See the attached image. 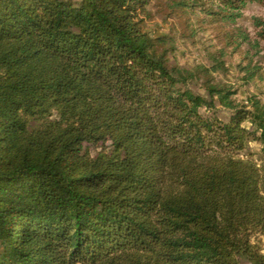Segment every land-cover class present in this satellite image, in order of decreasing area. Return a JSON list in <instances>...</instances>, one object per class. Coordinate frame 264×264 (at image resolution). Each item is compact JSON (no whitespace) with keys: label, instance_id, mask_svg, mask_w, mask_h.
<instances>
[{"label":"trees","instance_id":"obj_1","mask_svg":"<svg viewBox=\"0 0 264 264\" xmlns=\"http://www.w3.org/2000/svg\"><path fill=\"white\" fill-rule=\"evenodd\" d=\"M154 1L0 0V264H264V160L247 152L264 103L217 83L222 61L171 65ZM263 1L165 3L225 25Z\"/></svg>","mask_w":264,"mask_h":264},{"label":"rangeland","instance_id":"obj_2","mask_svg":"<svg viewBox=\"0 0 264 264\" xmlns=\"http://www.w3.org/2000/svg\"><path fill=\"white\" fill-rule=\"evenodd\" d=\"M76 1V0H74ZM167 0L154 1L148 6L149 15L145 17L146 30L153 36L170 35L173 38L175 52L170 55V64L187 70L205 67L212 70L217 61H222L225 70L211 71L215 81L237 90L235 99L244 103L255 96L264 103V38L260 36L264 23V1L248 3L235 23H212L196 7L187 13L169 16ZM242 31L248 34L250 43L243 42L238 36ZM232 33V37L228 34ZM240 44L239 46H237ZM258 66L253 81L247 82L246 68ZM202 81H194L190 87L198 94L206 95L201 87ZM207 114V111L202 110ZM218 116L228 120L229 112L218 106ZM258 164L264 160V146L252 142L247 151ZM264 253V236L261 237Z\"/></svg>","mask_w":264,"mask_h":264}]
</instances>
